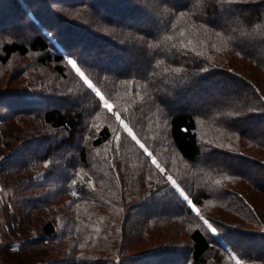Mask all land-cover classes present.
<instances>
[{"label": "trees", "instance_id": "obj_1", "mask_svg": "<svg viewBox=\"0 0 264 264\" xmlns=\"http://www.w3.org/2000/svg\"><path fill=\"white\" fill-rule=\"evenodd\" d=\"M3 1L0 80L31 86L0 89L5 261L25 253L31 264H264V43L247 44L264 37V0H73L63 15L47 0ZM244 59L258 74H245ZM218 73L239 83L219 87ZM224 211L253 228L229 224ZM133 212L141 224L131 235Z\"/></svg>", "mask_w": 264, "mask_h": 264}, {"label": "rangeland", "instance_id": "obj_2", "mask_svg": "<svg viewBox=\"0 0 264 264\" xmlns=\"http://www.w3.org/2000/svg\"><path fill=\"white\" fill-rule=\"evenodd\" d=\"M63 1V2H62ZM73 0H47L46 2L45 1H41V4H43V3H47L48 4V6L50 5L51 7H52V9L54 10L56 7V9L54 10L55 12H57L56 14L58 15V14H61V15H63L64 14V10H63V5H66L67 3H70V2H72ZM90 1V0H89ZM5 2L6 1H3V0H0V5H1V3H4L3 5H5ZM8 5V3L6 4V6ZM5 6V7H6ZM115 6V5H114ZM142 9H143V12H144V16H152V14L143 6V7H141ZM51 9V10H52ZM230 11L233 13V12H239L238 11V8H236V7H230ZM55 14V13H54ZM67 17V16H66ZM64 19H66L68 22L70 21L69 19V17L68 18H64ZM50 20V19H49ZM51 20H53V19H51ZM55 22V24L57 25V26H59V27H61V22H62V20L61 21H53V23ZM90 20H85V18L83 19V20H81V24L83 25V26H87V27H90L92 30H94L95 32H97L98 33V31H97V28L95 27V28H93V27H91L90 26ZM58 30H59V28H58ZM62 31L63 32H65L66 33V31H64L63 30V28H62ZM75 37H81L80 35H77V36H75ZM122 47H124L125 49H127L128 48V46L125 44V43H123V42H118ZM264 43V37L262 38V39H260V38H253V37H248L247 38V44H248V46H249V48H257L258 46H261L262 44ZM71 56V55H70ZM21 61L22 62H31L32 61V58L30 57V58H23V59H21ZM21 61H18V63H20ZM244 61L248 64L246 67H247V72L245 73L247 76H249L250 75V73H253L254 71L258 74V70H259V66L258 65H255L254 63L252 64L251 63V61H247L246 59H244ZM237 63V62H236ZM16 64H17V62H16ZM239 64V63H238ZM251 64H252V66H251ZM21 64H17V66H15L12 70H14V69H16L17 67H19ZM243 65V64H242ZM245 65V64H244ZM220 66V65H219ZM221 66H223V65H221ZM220 66V67H221ZM77 67L81 70V67H80V65L77 63ZM222 68H224V69H227L225 66L224 67H222ZM31 70H32V68H31ZM82 71V70H81ZM221 71V70H220ZM222 71H224V70H222ZM15 71H12V73H14ZM83 72V71H82ZM84 73V72H83ZM7 74V73H6ZM5 74V75H6ZM22 73L20 72V74H18V75H21ZM5 75H3V76H5ZM84 75L88 78V80L89 81H91L92 82V84H93V89H94V91L96 92V90H98L99 91V94L100 95H102L103 97H104V99L111 105V108H110V112L111 111H115L116 109H117V107L114 105V103L108 98V96L106 95V93H105V91L99 86V84L96 82V81H93V80H91L85 73H84ZM217 76H219V78H220V81H219V87L220 86H222V87H226V88H231L232 86H234L235 84H238L239 82H237V81H234V80H231L230 78H226V75H222L221 73H218V75ZM217 76H215V77H217ZM206 76H203V81L204 82H206L207 80H205L206 78H205ZM24 77H21L18 81H16V82H14L13 84H8L5 80H0V89L1 88H4V87H6V86H11V87H8V88H6V89H18V90H26V89H29V87H31V86H25V84H24ZM213 86H214V84H213ZM218 86V85H217ZM215 87V86H214ZM218 89L215 87V89L213 90V92L212 93H214V92H216ZM98 96V95H97ZM250 96V95H249ZM251 97V96H250ZM98 98L100 99V97L98 96ZM252 98V97H251ZM36 101H38L39 102V99L38 100H36ZM42 101V100H41ZM101 101V100H100ZM102 102V104H103V106H105L104 105V101H101ZM61 103H64V102H61ZM109 109V108H108ZM4 114V113H3ZM119 117L121 118L120 120H122L125 124H127V121L122 117V116H120L119 115ZM128 125V124H127ZM263 126H264V123L262 124ZM132 133L135 135V133L132 131ZM141 143H143V144H145L143 141H140ZM34 148H33V146H31V148H30V150L29 151H31V150H33ZM248 151H249V153H248ZM250 151H252V150H250L249 148H247V150H246V152H247V155H250ZM263 155H264V152L262 153ZM30 155V153L27 155V156H29ZM236 158H239L238 156H236ZM243 158V157H242ZM155 159H156V162H157V164H159V166H160V168L161 169H163L164 171H163V173L166 175V176H168V177H172L171 176V173L170 172H168L167 171V169H166V167L163 165V163H160L159 161H158V159L155 157ZM245 160V159H244ZM245 164L247 163V162H244ZM245 167H250V168H252L251 166H250V163H248V164H246V166ZM168 177H167V179H168ZM172 179L173 180H175L176 181V179L175 178H173L172 177ZM177 182V181H176ZM178 186V185H177ZM178 188H180L179 186H178ZM4 188H2L1 186H0V251L2 252H4L5 251V247H3V245L2 244H4V242L6 241V237H11L12 238V234H7L8 236H6V233H7V221L5 220V218L3 217V209H2V199H3V194L4 193H6V191L5 190H3ZM38 213V212H37ZM45 214H47V212H44ZM36 216L37 215H35L34 216V218H36ZM138 217H139V214H137V212H133L132 214H130V216H128V218H127V220H125V228H127L129 231H130V233H131V235H133V233H137V232H139V230H140V221L141 220H137L138 219ZM12 218V216H10L9 217V219H11ZM31 218H33L32 216H31ZM223 218H225V219H223ZM226 218H228V219H226ZM233 219V220H231V219ZM221 219H223V220H225V221H227L229 224H235V225H237V226H239V227H244L245 229H251V228H253L252 226H249L248 224H246V221H243V222H240L238 219L237 220H235L236 218L234 217V216H232V214L231 213H229V212H227V211H224V213H223V215H222V218ZM237 221V222H235V221ZM39 221H40V219H39ZM10 222V221H9ZM40 224L37 226V228H35V229H31V230H29V231H27V233H28V236H33V235H35V234H37V233H40L41 232V229H40ZM213 227H215L214 225H213ZM216 228V227H215ZM217 229V235L219 236V237H221V238H223L222 237V234H221V231L220 230H218V228H216ZM160 230H163L164 232H166V233H168L169 234V236H172V241H174V242H181V243H185L186 241H185V237L184 236H181V235H178V236H174L173 234H174V228L173 227H171V226H163V227H161V229ZM171 233H170V232ZM21 232H19V234H20ZM253 233V232H252ZM134 239H132V241H133ZM256 243H258L259 245H261L262 247H263V241L261 240V239H259V240H257V241H255ZM52 244V243H51ZM135 243H133V245H134ZM48 247V246H47ZM49 248V247H48ZM264 248V247H263ZM26 250H28V248H26ZM39 252H41V249L39 250ZM53 252V251H52ZM51 252V253H52ZM56 252V251H55ZM66 252V254H68V252L69 251H65ZM64 252V253H65ZM46 254V253H45ZM45 254L43 255V257L45 256ZM54 254V253H53ZM23 256H20V257H17L16 255L15 256H12V255H10V256H8V258H9V260H10V262L9 263H7V261H5V260H7L6 258L4 259L1 255H0V264H11V263H15V262H17L18 264L19 263H21V264H31L27 259H28V256L27 257H25L26 255H25V253H23L22 254ZM23 257V258H22ZM53 257V260L55 259V260H59L58 259V257H55V256H52V255H50V256H48V259H51ZM55 257V258H54ZM57 258V259H56ZM43 259L44 258H42V260H40V261H42L43 262Z\"/></svg>", "mask_w": 264, "mask_h": 264}, {"label": "snow or ice", "instance_id": "obj_3", "mask_svg": "<svg viewBox=\"0 0 264 264\" xmlns=\"http://www.w3.org/2000/svg\"><path fill=\"white\" fill-rule=\"evenodd\" d=\"M68 64L75 69V71L84 78V82L86 83L87 87L89 89H93V84L91 81L88 80V78L84 75V73L77 67V62L75 60L69 59ZM96 94L100 97L101 101H104V105L107 108H111V105L104 99V97L102 95L99 94V91L96 90ZM117 119L120 120L119 114H117ZM120 123L123 125V127L125 128L126 132L131 136V138L133 140L136 141L137 144H139V147L141 149L144 150V152L151 157V162L157 167L160 168L159 164H157L155 157L153 156L152 152H149L148 149L145 147V145L143 143H140V141L136 138V136L132 133V130L128 127L127 124H125L122 120H120ZM161 172H163V169H160ZM168 180L171 182V184L175 185L176 181L172 179V177H168ZM184 199L187 201V197H184ZM188 203H191L190 201H188ZM195 210V209H194ZM196 215L199 216V211L196 210ZM201 219L203 220V223L207 226L208 229L211 230V232L213 234L217 233V229L215 227H213V223L209 222L207 219H204L203 217H201Z\"/></svg>", "mask_w": 264, "mask_h": 264}]
</instances>
